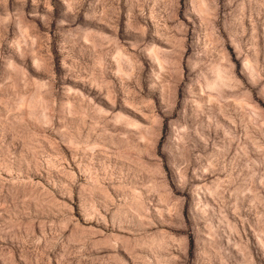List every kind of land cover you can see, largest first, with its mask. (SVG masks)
I'll return each mask as SVG.
<instances>
[{"label":"rangeland","instance_id":"rangeland-1","mask_svg":"<svg viewBox=\"0 0 264 264\" xmlns=\"http://www.w3.org/2000/svg\"><path fill=\"white\" fill-rule=\"evenodd\" d=\"M0 264H264V0H0Z\"/></svg>","mask_w":264,"mask_h":264}]
</instances>
